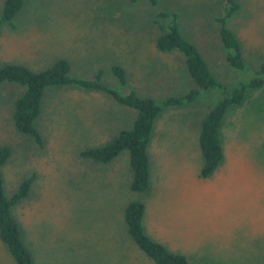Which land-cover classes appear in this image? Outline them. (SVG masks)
Here are the masks:
<instances>
[{
  "label": "rangeland",
  "instance_id": "1",
  "mask_svg": "<svg viewBox=\"0 0 264 264\" xmlns=\"http://www.w3.org/2000/svg\"><path fill=\"white\" fill-rule=\"evenodd\" d=\"M0 0V11L2 6ZM223 0H23L9 22L0 21V66L40 71L57 59L68 75L156 100L187 92L192 83L182 56L158 51L157 10L174 11L184 37L211 74L234 86L264 58V0H235L227 20L245 69L231 67L213 17ZM162 21V20H161ZM118 65L120 85L111 67ZM23 86L0 83V145L10 148L1 167L4 194L33 176L25 197L11 206L31 264H154L130 240L122 217L131 200L143 204L144 232L192 264H264V85L231 106L220 127L223 159L199 175L197 137L201 117L218 90L167 106L154 120L147 145L149 187L129 189L130 168L122 151L106 164L79 155L131 127L135 110L102 90L75 85L44 88L33 126L40 142L19 133L11 119ZM0 264H15L0 241Z\"/></svg>",
  "mask_w": 264,
  "mask_h": 264
},
{
  "label": "trees",
  "instance_id": "2",
  "mask_svg": "<svg viewBox=\"0 0 264 264\" xmlns=\"http://www.w3.org/2000/svg\"><path fill=\"white\" fill-rule=\"evenodd\" d=\"M146 1L151 7L157 4V0ZM22 3L23 0H3L0 21L9 22L21 8ZM236 8L235 0H223L220 5V14L214 16L213 20L218 27L217 35L225 53V61L231 67L243 70L246 64L241 55L239 41L227 26V20ZM154 17L153 23L157 28V34L153 40L154 47L161 52L176 51L182 56L186 71L194 84L191 89L181 95L156 100L150 96L138 95L131 89L119 91L102 85L99 83L100 71H97L93 80L69 76V66L64 59H57L40 71H31L17 64H5L0 66V83L12 81L23 86V91L13 99L10 107L14 128L19 133L29 135L36 142H40L33 121L39 114L43 90L49 85L70 84L86 90H102L110 94L116 102L134 109L135 117L131 127L120 129L114 137L101 146L80 150L79 155L93 162L106 164L120 152L125 151L130 168L129 189L133 192H142L149 187L147 145L157 115L167 106L191 102L202 93L218 90L220 97L201 117L197 137L202 160L199 175L209 176L223 159L220 127L225 113L231 106L239 105L248 90L264 85V58L254 70V75L245 81H240L237 85L225 86L211 74L197 47L182 35L176 12L157 10ZM111 71L117 82L124 85L126 76L122 67L113 65ZM9 155L10 148L0 145V241L7 248L15 264H31V253L21 241L20 232L10 208L17 200L27 195L33 176L22 179L9 196L5 195L1 167ZM143 210V204L139 200L127 202L122 209L127 235L135 246L154 264H192L185 255L167 249L144 232L141 220Z\"/></svg>",
  "mask_w": 264,
  "mask_h": 264
}]
</instances>
